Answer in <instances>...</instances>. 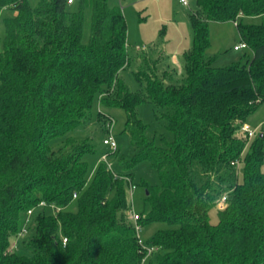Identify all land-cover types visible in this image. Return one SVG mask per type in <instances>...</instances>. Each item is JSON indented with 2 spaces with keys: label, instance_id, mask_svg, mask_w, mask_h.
Returning <instances> with one entry per match:
<instances>
[{
  "label": "trees",
  "instance_id": "1",
  "mask_svg": "<svg viewBox=\"0 0 264 264\" xmlns=\"http://www.w3.org/2000/svg\"><path fill=\"white\" fill-rule=\"evenodd\" d=\"M196 2L182 82L167 84L171 73L146 59L136 73L142 90L133 92L119 77L128 62L120 7L0 0V12H15L0 48V264H143L125 178L133 183L131 170L145 161L161 184H142L138 224L172 226L145 243L155 249L151 264H264V131L251 140L242 131L264 102V0ZM252 16L262 23L237 22ZM211 21L235 22L253 55L218 65L228 51L207 54ZM96 96L125 111L135 154L120 158L123 172L101 163L88 181L84 156L95 149L70 134L93 121ZM145 103L161 123L159 139L140 117ZM110 119L100 111L97 122L107 131ZM73 201L77 210L67 211ZM20 237L29 255L12 247Z\"/></svg>",
  "mask_w": 264,
  "mask_h": 264
},
{
  "label": "rangeland",
  "instance_id": "2",
  "mask_svg": "<svg viewBox=\"0 0 264 264\" xmlns=\"http://www.w3.org/2000/svg\"><path fill=\"white\" fill-rule=\"evenodd\" d=\"M28 1L34 6L39 2V0ZM188 2L189 5L187 6L180 0H109L112 6L121 8L127 23L126 56L128 62L126 67L120 71L119 77L131 91L139 92L142 90V83L136 79V73L144 68V60L146 59L151 60L156 65L158 74L161 75L165 71L171 73V77L166 81L167 84L182 82L185 75L184 54L191 49L194 41L191 17L198 10L196 0H188ZM14 14L15 12L9 9H3L0 12V48L5 36L4 20L12 18ZM240 21L244 24L259 25L262 23V17H242L237 20V22ZM209 33L211 46L207 54L215 55L228 51L227 54L222 55L218 65H226L240 58L243 54L253 55L250 49L234 51V47L241 43L235 22L211 21L209 22ZM153 109L151 103H145L140 107L139 114L143 121L149 125V137L156 136L159 139L163 131L161 123L155 120ZM100 111L111 115V119L114 121L111 134L119 146L116 153L103 143L109 132L102 129V126L97 122ZM91 112L93 121L86 127L77 129L70 134L71 137L78 140L88 139L95 149L94 152L84 156V161L89 167L88 181L92 180L101 163L111 164L114 169L123 172L120 158L130 159L135 154L131 137L125 131L126 113L124 110L104 108L99 103V97L96 96ZM246 124L252 130H256L257 134L264 131V102L259 105L254 114L248 117ZM58 145V141L52 143L54 148ZM104 155L107 156L106 163L102 160ZM131 171L133 172L132 181L136 186V189L132 191V204L134 210L139 213L144 207L145 190L142 184L148 182L151 185L159 186L161 182L157 172L147 161L142 162ZM39 210L41 209L37 208L35 212ZM66 210L75 212L77 210L76 201H73ZM47 212L52 214L54 209L47 208ZM211 220L213 223L218 222L216 211L211 212ZM31 221L30 218L27 227L31 225ZM171 227L168 223L154 222L141 228L139 235L146 243L158 231ZM24 237L12 239L11 245L14 250L18 248L23 255H29L22 245ZM143 264H151V258H146Z\"/></svg>",
  "mask_w": 264,
  "mask_h": 264
},
{
  "label": "built area",
  "instance_id": "3",
  "mask_svg": "<svg viewBox=\"0 0 264 264\" xmlns=\"http://www.w3.org/2000/svg\"><path fill=\"white\" fill-rule=\"evenodd\" d=\"M74 1L75 0H68V2L70 4L73 3ZM180 2L183 3L184 5H187V6L189 5L188 0H180ZM243 49H249L248 45L245 42H241L239 45H237V46L234 47V51H240V50H243ZM113 123H114V121L112 119H110V121L106 124V128H107V131L109 132V135H107V137L103 140V143L105 145L109 146L113 150V152H116L118 150L119 146H118V143H117L115 137L111 134V130H112ZM242 131L247 135V137H248L249 140H251L252 138H254L255 135L257 134V131L256 130H252L247 124H244V126L242 128ZM102 160H103V162L106 163L107 156L104 155L102 157ZM106 165H107L108 169L113 170V167H112L111 164H106ZM125 179L130 183V191H131V194H132V191L134 189H136V186L131 182V180L128 177H126ZM76 197H77V195H74V198H76ZM227 198H228V194H224V196H222L221 200L219 201V203L217 205L218 206V209L222 210V209L225 208L226 202H227ZM46 206L47 205L42 202V203H40L39 208H44ZM51 207L53 209H55L54 206H51ZM33 212H34V210L33 211H29L28 216L30 217L33 214ZM129 215H130V218L135 223L136 231H137L138 236H139L138 242L146 250V252H147L146 258H148L150 256V254H152V252L155 249L154 248L147 247L145 245V242L140 238L139 232L141 231V227L138 224L139 214H138L137 211L134 210L133 205H132V208L130 209ZM63 243L64 244L67 243V239L66 238H63Z\"/></svg>",
  "mask_w": 264,
  "mask_h": 264
}]
</instances>
